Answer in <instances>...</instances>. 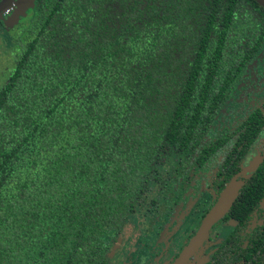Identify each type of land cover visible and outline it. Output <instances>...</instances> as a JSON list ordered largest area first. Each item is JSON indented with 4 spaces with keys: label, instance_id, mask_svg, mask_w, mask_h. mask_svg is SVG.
<instances>
[{
    "label": "trees",
    "instance_id": "trees-1",
    "mask_svg": "<svg viewBox=\"0 0 264 264\" xmlns=\"http://www.w3.org/2000/svg\"><path fill=\"white\" fill-rule=\"evenodd\" d=\"M244 3L264 14L253 0H36L0 84V264H107L158 157L194 145Z\"/></svg>",
    "mask_w": 264,
    "mask_h": 264
},
{
    "label": "flooded vegetation",
    "instance_id": "flooded-vegetation-1",
    "mask_svg": "<svg viewBox=\"0 0 264 264\" xmlns=\"http://www.w3.org/2000/svg\"><path fill=\"white\" fill-rule=\"evenodd\" d=\"M13 2L0 17L15 11ZM22 21L10 30L1 26L0 43L13 50L0 65L16 55V37L28 23ZM223 40L222 58L214 60L213 105L194 145L158 157L135 223L112 245L107 264H174L226 196L227 208L184 264H264V14L244 3Z\"/></svg>",
    "mask_w": 264,
    "mask_h": 264
},
{
    "label": "rangeland",
    "instance_id": "rangeland-1",
    "mask_svg": "<svg viewBox=\"0 0 264 264\" xmlns=\"http://www.w3.org/2000/svg\"><path fill=\"white\" fill-rule=\"evenodd\" d=\"M13 6L15 7V11L12 12L8 16H1L0 17V28L1 26L7 28L6 30H10V28L16 26L19 21H22L24 23L29 22L34 18V8H35V2L34 0H14ZM2 32V30H1ZM13 38L16 36L13 35ZM0 38H2V35L0 34ZM15 46V43H14ZM11 48V51L13 48L11 47L10 43L2 42L0 43V58L1 56L5 55V53ZM17 52V51H16ZM13 52H11L10 58L6 59L4 64L0 65V69H3L4 66L6 67L5 73L3 74V77L0 79V82H5L6 76L12 71L14 68V59L15 56L12 55ZM136 251H138V246H135ZM136 262H140V260H137ZM200 261H197L195 264H199Z\"/></svg>",
    "mask_w": 264,
    "mask_h": 264
},
{
    "label": "water",
    "instance_id": "water-1",
    "mask_svg": "<svg viewBox=\"0 0 264 264\" xmlns=\"http://www.w3.org/2000/svg\"><path fill=\"white\" fill-rule=\"evenodd\" d=\"M12 0H3L0 5V12L4 10V8L7 7V5ZM255 1L260 7L264 9V0H253ZM227 196L223 200L222 203H220L217 207H213L209 213L206 215V217L203 219L202 224L197 232V234L191 239L189 245L182 251L179 258L176 260L174 264H184V261L188 257V255L192 254L197 247L202 243L204 238L206 237V234L210 228V226L218 219L220 214L227 208Z\"/></svg>",
    "mask_w": 264,
    "mask_h": 264
}]
</instances>
